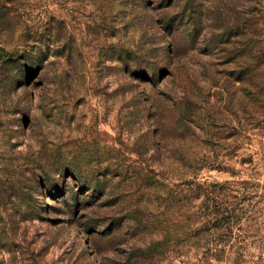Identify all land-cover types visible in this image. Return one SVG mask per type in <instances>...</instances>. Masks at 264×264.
<instances>
[{
  "label": "rangeland",
  "instance_id": "374dc122",
  "mask_svg": "<svg viewBox=\"0 0 264 264\" xmlns=\"http://www.w3.org/2000/svg\"><path fill=\"white\" fill-rule=\"evenodd\" d=\"M0 264H264V0H0Z\"/></svg>",
  "mask_w": 264,
  "mask_h": 264
}]
</instances>
